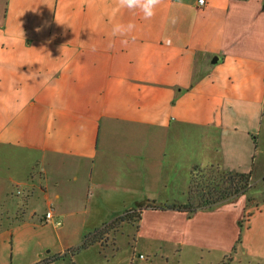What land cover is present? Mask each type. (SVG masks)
<instances>
[{"label": "crops", "instance_id": "crops-1", "mask_svg": "<svg viewBox=\"0 0 264 264\" xmlns=\"http://www.w3.org/2000/svg\"><path fill=\"white\" fill-rule=\"evenodd\" d=\"M263 120L264 0H161L148 20L117 0H0V264L110 245L16 249L19 196L22 218L41 203L54 219L40 220L91 236L184 202L193 166L253 170Z\"/></svg>", "mask_w": 264, "mask_h": 264}, {"label": "rangeland", "instance_id": "rangeland-1", "mask_svg": "<svg viewBox=\"0 0 264 264\" xmlns=\"http://www.w3.org/2000/svg\"><path fill=\"white\" fill-rule=\"evenodd\" d=\"M252 169L250 201L242 196L217 209L198 210L191 215L167 212L155 208L161 203L147 202L109 220L96 235L85 237L68 236L69 222L65 219L61 225L40 220L45 212L41 203L34 218H22L23 194L19 196L23 202L18 204L19 232L14 246H34L35 254L44 255L50 247L61 248L84 238L99 245L110 244L108 248L96 245L81 250L77 264H264V120ZM98 218L88 224H95ZM24 221L30 226L24 227Z\"/></svg>", "mask_w": 264, "mask_h": 264}, {"label": "trees", "instance_id": "trees-1", "mask_svg": "<svg viewBox=\"0 0 264 264\" xmlns=\"http://www.w3.org/2000/svg\"><path fill=\"white\" fill-rule=\"evenodd\" d=\"M251 173V170L249 172L230 171L212 164L193 166L189 172L187 199L184 202L161 203L154 206L191 215L198 210L217 209L224 204L236 201L241 196H245L250 201L252 198L248 192L251 189ZM98 231L97 229L93 234L96 235ZM86 240L88 242V238ZM239 240L238 237L237 241Z\"/></svg>", "mask_w": 264, "mask_h": 264}, {"label": "clouds", "instance_id": "clouds-1", "mask_svg": "<svg viewBox=\"0 0 264 264\" xmlns=\"http://www.w3.org/2000/svg\"><path fill=\"white\" fill-rule=\"evenodd\" d=\"M161 3V0H117V10L123 8L130 11L139 10L143 18L148 20L155 15V10L157 6ZM134 24H115L112 29V35L115 36H125L134 29ZM39 30V29H38ZM126 43V41H122ZM111 46V44L109 45Z\"/></svg>", "mask_w": 264, "mask_h": 264}, {"label": "built area", "instance_id": "built-area-1", "mask_svg": "<svg viewBox=\"0 0 264 264\" xmlns=\"http://www.w3.org/2000/svg\"><path fill=\"white\" fill-rule=\"evenodd\" d=\"M205 3V0H197V4L198 5H203ZM45 219H46V221H49V220H53L54 219V216H53V212H52V210L50 209V210H47L46 212H45ZM54 222L56 223V224H60V221L59 220H54ZM141 257H142V255H140Z\"/></svg>", "mask_w": 264, "mask_h": 264}]
</instances>
